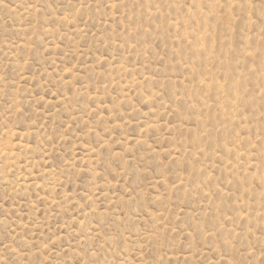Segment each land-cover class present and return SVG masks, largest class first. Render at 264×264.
I'll list each match as a JSON object with an SVG mask.
<instances>
[{
	"label": "rangeland",
	"instance_id": "obj_1",
	"mask_svg": "<svg viewBox=\"0 0 264 264\" xmlns=\"http://www.w3.org/2000/svg\"><path fill=\"white\" fill-rule=\"evenodd\" d=\"M0 264H264V0H0Z\"/></svg>",
	"mask_w": 264,
	"mask_h": 264
}]
</instances>
